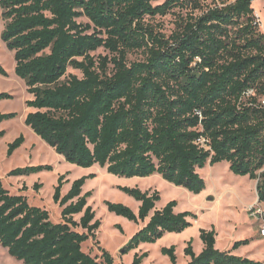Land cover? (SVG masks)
I'll return each mask as SVG.
<instances>
[{
    "label": "trees",
    "instance_id": "16d2710c",
    "mask_svg": "<svg viewBox=\"0 0 264 264\" xmlns=\"http://www.w3.org/2000/svg\"><path fill=\"white\" fill-rule=\"evenodd\" d=\"M0 0V38L12 52L14 74L32 99L24 124L66 162L81 168L98 165L119 178L160 175L198 194L204 182L197 169L227 163L235 176L257 181V202L264 209V33L253 0ZM177 10L175 13L174 11ZM174 13L167 36L148 19ZM86 19L81 23L79 19ZM103 49L110 58L95 60ZM143 60L128 62L130 53ZM111 66V68H110ZM79 71L78 78L68 69ZM0 75L7 73L0 65ZM247 90L254 95L244 98ZM12 99L0 93V101ZM16 117L0 114V123ZM5 135L0 131V139ZM24 143L8 144L6 157ZM52 171L49 165L16 168L9 177ZM93 175L72 182L61 194L64 176L52 201L60 208L53 223L47 211L11 195L0 181V246L22 264H115L82 246L100 227L82 189ZM34 190L38 188L33 186ZM123 192L140 202L138 213L116 203L108 212L143 222L159 201L157 192L137 188ZM176 201L154 210L148 223L122 248L126 254L165 234H180L196 220L190 212L174 213ZM75 216H80L75 221ZM215 231L200 230L202 251L191 242L187 264H264L235 256L249 243L229 251L215 249ZM176 264L175 248H162ZM147 254L136 255L141 264Z\"/></svg>",
    "mask_w": 264,
    "mask_h": 264
},
{
    "label": "rangeland",
    "instance_id": "374dc122",
    "mask_svg": "<svg viewBox=\"0 0 264 264\" xmlns=\"http://www.w3.org/2000/svg\"><path fill=\"white\" fill-rule=\"evenodd\" d=\"M164 1L158 0L152 5L156 6ZM212 2L215 0H204L205 5ZM253 2H255L252 4L260 31L264 33V0ZM174 12L176 13L177 10ZM78 21L88 22L83 18ZM148 21L161 27V32L168 36L174 28V13L148 19ZM3 26L4 22L0 20V34ZM90 55L95 60L99 57H111L103 49H98ZM127 60L128 62L141 61L143 55L141 52L130 53ZM0 65L7 73L6 77L0 75V93L12 96V99L0 101V114H16L15 118L0 123V131L5 132L4 137L0 139V181L11 195L25 196L29 205L44 209L48 212L50 221L58 223L60 208L52 201L58 178L64 176V185L61 190V194L64 195L68 184L71 185L73 181L81 177L93 175L92 179L85 182L82 191L83 194L92 193L87 199V205L95 213L94 221L98 220L100 227L95 233V239H89L83 244L82 249L85 253L99 257V249H103L117 264H132L136 255L145 253L147 257L142 260L141 264H171L169 258L161 253V249L174 246L176 264H185L186 259L190 260L184 255L187 243L191 242L192 249L198 253L203 248L199 237L200 230H214L216 250L224 252L232 248L235 242L249 240L247 245L238 249L241 251L235 256L242 257L244 253H248L247 257L250 260H264V238L255 233L256 230L252 225L254 220L248 214V209L256 204L255 184L257 181L249 179L248 176H235L229 171L227 163H220L212 167L197 169V173L204 182V188L198 194H194L186 188L174 186L160 175L147 178H119L104 173L98 165L81 168L70 164L62 155L57 154L53 148L30 132L31 130L24 124L25 117L30 112L25 102L32 99V96L28 94L24 81L14 74L13 54L6 48L1 38ZM68 75L82 77L79 71L70 68L67 71ZM21 135L24 138L23 145L11 157H6L8 144ZM39 165H49L52 171H42L21 177L8 176L13 169ZM34 185L38 186L36 190L33 188ZM123 188H137L142 193L149 192L150 194L157 192L159 195V201L155 203L157 208L165 206L168 202L176 201L177 212L195 214L196 220L190 219L193 222L192 227L180 234H168L155 243H144L135 250L121 254L120 251L138 228V223L130 222L108 212L106 203L122 204L135 214L138 213L140 206V202L122 191ZM79 218L80 216H75L74 220L78 221ZM253 237L255 240H252ZM0 264L22 263L10 257L7 250L0 246Z\"/></svg>",
    "mask_w": 264,
    "mask_h": 264
},
{
    "label": "built area",
    "instance_id": "2783aa9c",
    "mask_svg": "<svg viewBox=\"0 0 264 264\" xmlns=\"http://www.w3.org/2000/svg\"><path fill=\"white\" fill-rule=\"evenodd\" d=\"M253 95H254L253 90H247L244 93V98H248ZM259 102L261 106L264 107V94L259 99ZM248 214L254 221L258 223L259 235L264 238V209H263V206H261V204L256 202L254 206L248 209Z\"/></svg>",
    "mask_w": 264,
    "mask_h": 264
},
{
    "label": "crops",
    "instance_id": "0c3cea01",
    "mask_svg": "<svg viewBox=\"0 0 264 264\" xmlns=\"http://www.w3.org/2000/svg\"><path fill=\"white\" fill-rule=\"evenodd\" d=\"M152 176H153V175H152ZM70 186H71V185L68 184L66 193H67L68 190L70 189ZM255 186H256V184H255ZM83 189H84V187H83ZM82 192H83V191H82ZM66 193H65V194H66ZM65 194H64V195H65ZM62 195H63V194H62ZM255 196H256L255 201L257 202V194H256V192H255ZM163 207H164V206H163ZM163 207L157 208V207L155 206L154 210H161ZM154 210H153V211H154ZM60 211H61V210H60ZM153 211H151V212L149 213V216H148L143 222H141V221L138 222V228L136 229L135 233H136L138 230H140L141 228H143V227L148 223V221H149V219H150V217H151ZM174 213H181V212H177V211H176V207H175V208H174ZM57 222H59V221H57ZM190 222H191V221H190ZM194 222L196 223V221H194ZM191 223H192V225H193V222H191ZM252 225H253L254 229L256 230L255 233H258V234H259V232H258V223H257L256 221H253ZM191 227H192V226H191ZM186 230H187V229H186ZM135 233H134V234H135ZM134 234H133V235H134ZM133 235H132V236H133ZM166 235H168V234H165L164 236H166ZM164 236H163V237H164ZM252 240H255V238L253 237ZM141 245H142V244H141ZM139 246H140V245H139ZM202 249H203V248H202ZM230 249H231V248H230ZM230 249H229V250H230ZM229 250H227V251H229ZM201 251H202V250H200V251L197 253V251H195V250L193 249V252L195 253V255H198ZM240 251H241V250H235V251L232 252V254L235 255V254H237V253H240ZM247 254H248V253H244L242 257H243V258H249V257H247ZM138 255H141V254H138ZM188 261H189V259H186V263H185V264H187ZM114 263H115V262H114ZM115 264H117V263H115Z\"/></svg>",
    "mask_w": 264,
    "mask_h": 264
},
{
    "label": "bare ground",
    "instance_id": "6f19581e",
    "mask_svg": "<svg viewBox=\"0 0 264 264\" xmlns=\"http://www.w3.org/2000/svg\"><path fill=\"white\" fill-rule=\"evenodd\" d=\"M253 3H255V2H253ZM252 7H253V4H252ZM30 132H32V131H30ZM227 166V165H226ZM225 167V166H224ZM101 169V168H100ZM101 170H104V173H106V171H105V169H101ZM228 171V170H227ZM226 171V172H227ZM103 172V171H102ZM228 173H229V171H228ZM107 174V173H106ZM110 177V176H109Z\"/></svg>",
    "mask_w": 264,
    "mask_h": 264
},
{
    "label": "water",
    "instance_id": "95a60500",
    "mask_svg": "<svg viewBox=\"0 0 264 264\" xmlns=\"http://www.w3.org/2000/svg\"><path fill=\"white\" fill-rule=\"evenodd\" d=\"M122 252H123V251L121 250L120 253L122 254Z\"/></svg>",
    "mask_w": 264,
    "mask_h": 264
}]
</instances>
